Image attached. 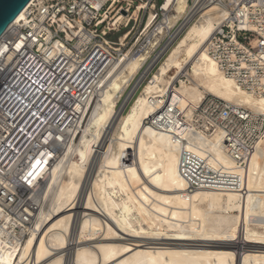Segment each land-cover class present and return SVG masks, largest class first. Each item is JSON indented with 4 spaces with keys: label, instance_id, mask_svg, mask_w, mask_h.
<instances>
[{
    "label": "bare ground",
    "instance_id": "1",
    "mask_svg": "<svg viewBox=\"0 0 264 264\" xmlns=\"http://www.w3.org/2000/svg\"><path fill=\"white\" fill-rule=\"evenodd\" d=\"M197 1L191 13L200 18L171 49L126 114H121V108L137 85L118 111L116 104L147 59L144 54L137 58L123 55L91 89L92 95L84 103L74 104L71 112L77 133L96 99L78 144L74 145L75 133L55 162L49 152L32 159L23 179L29 186L42 188V208L35 225L38 232L26 240L21 251L1 252L0 264L24 262L29 256L35 264H94L97 260L109 262V258L171 264L157 256H168L171 245L189 248L187 244L203 246L198 264H264V252L252 250L264 246V142L239 167L224 153L218 133L181 146L176 139L187 138V121L178 117L169 126H161L166 134L158 130L166 103H176L189 120L191 109L206 95L264 116V96L253 97L240 89L208 56L207 41L224 14L217 2ZM186 12L187 0H176L170 23ZM172 69L175 74L169 77ZM145 77L146 73L140 82ZM18 97L19 93H12L8 103L12 106ZM54 109L52 106L49 114ZM181 147L186 153L183 159ZM192 156L205 159L204 171L213 172L208 180L204 176L191 179L188 167L193 166L188 161ZM181 171L197 185L195 189L188 190L189 182ZM78 189L80 205L56 207L65 193L74 196ZM224 196H239L244 202L228 203ZM234 210L240 213L227 214ZM134 243L141 250L133 257L129 247ZM244 244L253 245L238 251L236 247ZM55 250L58 252L52 254Z\"/></svg>",
    "mask_w": 264,
    "mask_h": 264
},
{
    "label": "built area",
    "instance_id": "2",
    "mask_svg": "<svg viewBox=\"0 0 264 264\" xmlns=\"http://www.w3.org/2000/svg\"><path fill=\"white\" fill-rule=\"evenodd\" d=\"M200 1L217 2L224 14L207 41L208 56L240 89L264 96V0ZM198 3L187 0V12L171 24L176 0H31L22 18L9 25L0 37V253L21 251L38 232L42 188L29 186L23 176L33 158L49 152L55 162L72 140L77 130L74 104L84 103L123 55L144 54L139 70H154L196 22L198 14L191 11ZM14 92L19 99L11 106ZM160 113L157 127L165 134L162 125L178 117L187 121V138L176 139L181 146L220 134L224 153L239 167L264 142L263 115L215 97L193 107L189 120L176 103H166ZM180 150L182 158L186 153ZM204 161L193 156L188 161L191 179L213 175L204 171ZM181 175L189 191L197 187ZM14 264L35 262L29 256Z\"/></svg>",
    "mask_w": 264,
    "mask_h": 264
},
{
    "label": "rangeland",
    "instance_id": "3",
    "mask_svg": "<svg viewBox=\"0 0 264 264\" xmlns=\"http://www.w3.org/2000/svg\"><path fill=\"white\" fill-rule=\"evenodd\" d=\"M200 16H201L200 14L196 15L195 16V19H194V22L197 21L200 18ZM149 61H150V59H149ZM163 61L161 62V64L163 63ZM161 64H159L156 68H154V70H151L150 71L149 69L148 70H145V68H142L141 70H139L137 72V74L132 78V81L130 82V84H129L128 88L126 89V91L119 98V100H118V102L116 104V111H118L121 108V106L124 104L127 96L129 95V93L131 92V90L133 89V87H135L137 85L136 89L134 90L133 94L130 96L129 100L121 108L122 109L121 114H126L128 112V110L132 106L133 102L142 93L144 87L149 83V81H151L153 75L157 72V70L159 69V67L161 66ZM145 73H146V77L141 80L142 82H140V79L142 78V76ZM174 74H175V70L172 69L171 72H169L168 76L171 77ZM184 81H185L186 84H188V82H186V80H184ZM178 85H179L178 82L175 81L174 86L178 87ZM207 96L213 97L211 95H206V97ZM94 105H96V99H93V101L90 104V107L88 108L89 110H87V113H86V115L83 118V121H82V124H81L82 126L79 127V130L77 131L76 136L74 138V145L78 144V142H79V140L81 138V135H82L81 132L84 130V128L87 125L88 121L91 119V116L93 114L92 113L93 112L92 110H94V107H95ZM239 107H241V106H239ZM123 108H124V110H123ZM84 178L85 177H82V180L81 181H84ZM79 189L77 190V193L74 196L69 191L67 193H65L64 196H62L61 198L58 199L59 201L57 200L56 207L57 208H58V206L59 207L60 206H63V207L65 206L66 207V205L67 206L70 205V208L71 207L73 208V207H76V206L80 205L79 203L81 201V198H80L81 197L80 196L81 190H79ZM58 190H59V188H58ZM224 199H226L228 203H232V204L237 202L240 205H242V203L244 202L243 199L241 197H239V196H232V197L224 196ZM78 200H80V201H78ZM70 202H72L73 204L70 203ZM61 204H63V205H61ZM74 204L76 206H74ZM242 210H244V209H242ZM239 213H240V210L227 211V214H234V215H236V214H239ZM195 230L196 229H193V231H195ZM254 230H259V229L256 228ZM169 234H170V232H168V235ZM247 241L248 242H259L258 240H247ZM260 242H262V241H260ZM129 244L131 245V244H133V242H131ZM134 244H135L134 246L129 247V249H132V251H130V256H133V257L135 255H137L138 252L141 250L140 248L137 249L135 247V246H138L139 245L138 243H134ZM163 245L166 246L168 244H164L163 243ZM251 245H253V244H244L242 246L238 245V247H236V248H237L238 251H241L243 249L247 250V249H249V247H251ZM171 246L173 248L168 252V256H164L165 254L163 253V254H161V256L158 255L157 256V259H160V257H162V258L165 257L166 259H169L170 260V263L171 264H198V263H196V261L197 262L199 261V259L201 258V254H202V250L200 248H202L203 246L201 244H199V245L187 244V246L189 248H183V247H181V245H179V246L171 245ZM256 247H258V248L253 247L252 250L253 251H257V252H264V248H262L264 246H256ZM229 248H230V250L232 249L231 247H229ZM65 250H66V248H65ZM226 250H228V249H226ZM56 252H58V250L57 251L55 250L54 252H52V254H55ZM145 262H146V259H143V260H140L139 259V260H135L134 261L133 259H129V258L128 259L127 258L126 259H123L120 262H116L115 259L109 258V262H107V261L98 262V260H97L94 264H144Z\"/></svg>",
    "mask_w": 264,
    "mask_h": 264
},
{
    "label": "water",
    "instance_id": "4",
    "mask_svg": "<svg viewBox=\"0 0 264 264\" xmlns=\"http://www.w3.org/2000/svg\"><path fill=\"white\" fill-rule=\"evenodd\" d=\"M31 0H0V37Z\"/></svg>",
    "mask_w": 264,
    "mask_h": 264
}]
</instances>
